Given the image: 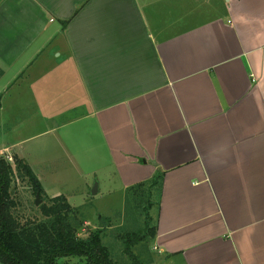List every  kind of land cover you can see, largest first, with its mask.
Returning a JSON list of instances; mask_svg holds the SVG:
<instances>
[{"label": "crops", "instance_id": "1", "mask_svg": "<svg viewBox=\"0 0 264 264\" xmlns=\"http://www.w3.org/2000/svg\"><path fill=\"white\" fill-rule=\"evenodd\" d=\"M0 123L43 191L160 175L149 264H264V0H0Z\"/></svg>", "mask_w": 264, "mask_h": 264}, {"label": "trees", "instance_id": "2", "mask_svg": "<svg viewBox=\"0 0 264 264\" xmlns=\"http://www.w3.org/2000/svg\"><path fill=\"white\" fill-rule=\"evenodd\" d=\"M15 177L27 181L34 195L39 190L40 200L46 197L38 179L24 160L13 156L11 165L0 157V264H60L59 261L72 257L84 258L86 264H116L102 244L101 232L104 229L89 231L86 238L78 237L77 231L82 221L78 218L77 208L70 205L63 195L46 197L47 201L39 206L42 220L21 223L14 214L17 207L12 198ZM160 184L161 176L156 174L149 181L127 188L126 206L132 204L134 208L136 203L143 202V198L147 202L152 190L158 195ZM146 234L148 242H151L155 237L154 226L149 227ZM144 238L138 232L126 234L122 239L123 253L131 264H144L132 253V248Z\"/></svg>", "mask_w": 264, "mask_h": 264}, {"label": "rangeland", "instance_id": "3", "mask_svg": "<svg viewBox=\"0 0 264 264\" xmlns=\"http://www.w3.org/2000/svg\"><path fill=\"white\" fill-rule=\"evenodd\" d=\"M26 110L27 108L20 109L18 118L23 117ZM27 115L25 114L24 119L28 120V124H20L22 129L17 131L16 136L18 138H23L33 133L36 127L45 128L43 124L38 122L40 121L39 119L34 117L29 118ZM47 127H49L48 124ZM1 128H3V124L0 123V130ZM45 138H41L40 141ZM12 140H17V138L13 136ZM49 142L44 148L47 155H49L48 157L54 161V164L62 162L55 161L58 151L56 148L51 147L50 145L53 144ZM32 144L37 147L40 146L38 140L33 141ZM32 144L28 143L23 148L27 147L26 149L28 150L29 145ZM40 148L41 150L43 149L42 146ZM37 153V148H34V155H37ZM13 156L16 155L12 151L9 154L0 152V157L5 158L11 165H13ZM105 164V166L108 165L107 167H111L109 163ZM109 170L106 172L103 170V173L98 175V179L101 181L100 191L95 195H92V190L94 184L98 187V182L94 178H81L80 173L81 171L85 172V170L80 163H77L76 167L70 166L68 171L62 173L59 178L58 174L43 176V179L47 180L45 182L46 185L50 186L47 190H44L45 196L52 198L54 194L58 193L66 197L67 201L77 208L78 218L82 221L77 231L78 237L86 238L89 235V231L104 229L101 232L102 244L109 250L110 259L116 264H131L127 256L123 253L122 239H124L126 234L140 232L145 237L144 241L132 248V253L143 261L144 264H149L153 259L155 261L156 257L152 250L153 243L148 242L149 238L146 230L154 226L155 204L153 203V199H156L158 196L157 192L152 190L150 199L146 202V199L143 198V202L136 203V206L134 205L135 209L132 207V204L126 206L125 196H123L122 190L117 185L116 178L112 172L113 169L110 168ZM106 175L108 176L106 177ZM12 187V198L17 203L14 214L19 217V221L25 223L26 221L42 220L43 217L39 211V206L46 202L47 198L44 197L39 205L35 206L36 195H34L32 186L27 181H21L15 177ZM145 192L148 193V190ZM100 222L105 223H102L101 228H99ZM86 223L87 225H85ZM149 260L151 261L149 262ZM59 263L86 264V260L84 258L72 257L65 258L59 261Z\"/></svg>", "mask_w": 264, "mask_h": 264}, {"label": "water", "instance_id": "4", "mask_svg": "<svg viewBox=\"0 0 264 264\" xmlns=\"http://www.w3.org/2000/svg\"><path fill=\"white\" fill-rule=\"evenodd\" d=\"M95 194H97V185L96 184H94L93 190H92V195H95ZM40 202H41V200L39 199V190H38L36 193L35 206H38ZM101 227H102V223L100 222L99 228H101Z\"/></svg>", "mask_w": 264, "mask_h": 264}]
</instances>
